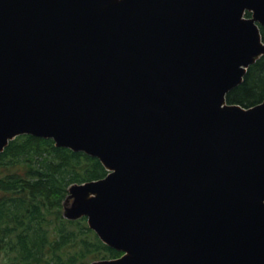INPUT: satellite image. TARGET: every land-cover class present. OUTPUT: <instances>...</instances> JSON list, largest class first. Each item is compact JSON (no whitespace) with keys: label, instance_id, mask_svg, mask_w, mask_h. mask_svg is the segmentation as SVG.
<instances>
[{"label":"water","instance_id":"water-1","mask_svg":"<svg viewBox=\"0 0 264 264\" xmlns=\"http://www.w3.org/2000/svg\"><path fill=\"white\" fill-rule=\"evenodd\" d=\"M262 27L264 0H0V154L100 160L63 203L122 253L89 264H264V101L228 102Z\"/></svg>","mask_w":264,"mask_h":264},{"label":"trees","instance_id":"trees-1","mask_svg":"<svg viewBox=\"0 0 264 264\" xmlns=\"http://www.w3.org/2000/svg\"><path fill=\"white\" fill-rule=\"evenodd\" d=\"M247 16H251L250 13ZM264 39V27H262ZM264 101V57L244 83L228 95L230 104L252 107ZM108 174L99 159L57 148L54 140L24 135L0 154V264H89L122 256L90 229L87 218L63 216L68 188Z\"/></svg>","mask_w":264,"mask_h":264},{"label":"rangeland","instance_id":"rangeland-1","mask_svg":"<svg viewBox=\"0 0 264 264\" xmlns=\"http://www.w3.org/2000/svg\"><path fill=\"white\" fill-rule=\"evenodd\" d=\"M4 256H5V255H3V254L0 256V263H1V262H7V261H8L7 258L4 257Z\"/></svg>","mask_w":264,"mask_h":264}]
</instances>
